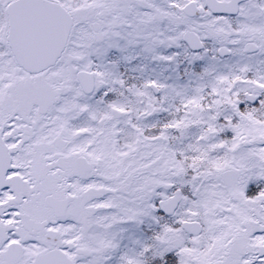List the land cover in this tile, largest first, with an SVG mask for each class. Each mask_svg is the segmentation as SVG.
<instances>
[{"label": "snow or ice", "instance_id": "1", "mask_svg": "<svg viewBox=\"0 0 264 264\" xmlns=\"http://www.w3.org/2000/svg\"><path fill=\"white\" fill-rule=\"evenodd\" d=\"M0 264H264V0H0Z\"/></svg>", "mask_w": 264, "mask_h": 264}]
</instances>
